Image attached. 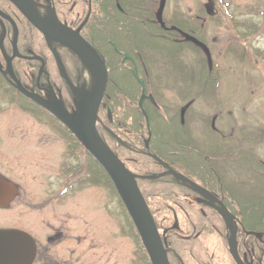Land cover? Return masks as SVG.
I'll list each match as a JSON object with an SVG mask.
<instances>
[{"label": "flooded vegetation", "instance_id": "1", "mask_svg": "<svg viewBox=\"0 0 264 264\" xmlns=\"http://www.w3.org/2000/svg\"><path fill=\"white\" fill-rule=\"evenodd\" d=\"M34 1L39 6L42 17L48 15V10L52 9L65 26L74 31L81 28V36L89 42L84 28L93 10L92 0H87L89 12L82 21L68 11V0ZM82 1L72 0L77 5ZM12 20L18 30L16 55L19 57L12 59L17 78L30 93L40 98L63 100L71 112L74 107L73 93L66 81L60 77L56 58L43 35L10 1L0 0V39L4 27V45L8 58L11 59L14 55L16 30ZM24 23L28 25V30L32 29V33L37 31L42 36L43 49H35L32 44L26 43L27 32ZM22 32L24 39L20 42ZM58 48L66 49L69 57L78 60L67 48ZM6 62L1 52L0 68L4 72L7 68ZM62 62L71 82L81 86L78 77L75 79L73 76L69 58L66 56ZM75 70L78 71V68ZM10 79L8 76L0 86V92L5 99L10 97L8 101L17 105L21 112L24 110L19 106L18 98L22 103L31 101L33 105L40 107L23 95ZM29 113L32 116L39 115L37 112ZM53 134V140L56 142L63 138L67 143L68 161L59 164L57 168L51 164L48 166V162L39 171L40 176L34 175L30 179L27 161L31 152L28 149H25L28 151L25 153H21L22 150L14 151L8 146L9 142H6L8 136L0 132V264H124V202L115 194L114 202L106 204L108 214L116 220L118 229H99L98 226L97 229H92V201H88L83 212L78 211L74 204L75 192L92 185L88 180V164L85 161L77 163L75 140L69 139L60 130L54 131ZM222 136L226 140L223 141L220 137L221 144L213 147L218 156L206 155L207 160L211 162L217 184L212 185L201 177L188 178L192 183L180 185L177 199L169 205L172 216L167 211H161L159 214L166 219L164 228L160 229L157 222L156 224L165 243L170 264H238L230 250L233 232L236 234L241 263L264 264V229L247 227L243 220L244 213L241 211L244 209L242 203L245 204L248 200L245 196L252 191V168L247 163H237L236 149L239 147L230 144L234 136ZM21 138L25 141L27 137L22 135ZM243 148L251 150L252 146L240 147ZM42 152L46 154L44 157L47 159H58V152L55 156L51 151ZM32 180L40 181L38 190L32 189L27 183ZM194 185L198 186L200 191H196ZM224 208L229 213L230 224L221 214ZM127 223L128 234L134 238L137 264H147L137 229L131 228L129 221ZM254 244L258 250L254 248ZM210 247L214 249L211 252L214 263L205 260V251Z\"/></svg>", "mask_w": 264, "mask_h": 264}, {"label": "trees", "instance_id": "2", "mask_svg": "<svg viewBox=\"0 0 264 264\" xmlns=\"http://www.w3.org/2000/svg\"><path fill=\"white\" fill-rule=\"evenodd\" d=\"M68 1V11L73 17H78L82 21L89 12L88 1L83 0L78 5L72 0ZM147 1L92 0L93 10L84 28V34L90 44L102 55L109 71L108 88L99 113L103 122L99 128L100 134L134 174L145 177L158 176L154 179H141L139 183L158 227L162 229L166 226V219L159 214L161 211H167L172 216L169 205L177 199L176 194L180 193V185L184 184L175 176L168 174L167 168L152 158V155L157 156L171 169L187 178L201 177L210 184L216 185V176L206 155L218 156L213 147L221 144L220 137L223 141L226 139L222 135L214 138L208 130L204 144H198L191 132L189 111L185 113L183 122L182 110L171 113V109L161 101L162 92L157 90L164 88L162 85L164 76L160 74V69H156L155 64L159 63L158 54L168 55L172 61L180 60L182 75L179 74V79H172L171 85L167 87L177 89L185 99L189 98L190 93L193 94V88L197 90L196 97L215 95L220 87V73L214 63L210 64L201 47L185 39L180 33L188 34L201 43L209 45L205 29L201 28L196 20L187 19L183 15L178 18L175 16L172 20L164 19L165 26H162L151 4ZM213 1L220 12L231 20L228 3L225 0ZM24 26L27 32L26 35L24 33L26 43L32 44L35 49H43L42 36L37 31L32 33L31 28L29 33L28 25L24 23ZM32 34H35V37ZM22 39H24L23 32L20 42ZM234 43L236 42L228 44V53H232L234 49L233 52L239 60H246L250 53L248 46L243 42L232 45ZM188 51L195 58L192 65L185 58ZM136 72L138 77L135 75ZM177 80L183 81L182 86L177 83ZM143 92L148 97L141 106ZM196 97L188 101V104L194 102ZM25 104L29 111L42 110L31 101ZM54 122L83 150L88 164V180L92 185H103L117 193L114 183L103 167L65 126L56 119ZM109 130L124 144L119 142ZM258 138V134L254 132L242 133L243 143L246 140L257 142ZM226 145L229 144L226 143ZM236 155L237 163L251 165L250 172L254 179L252 191L245 196L248 199L247 202L243 204L240 201L244 207L241 210L244 213L243 220L249 228L264 229L263 163L253 152V148L249 150L239 147L236 149ZM238 210L240 211V208ZM127 218L131 228L134 229L128 214ZM138 240L147 264H151L141 240ZM253 240L257 243L255 239ZM254 248L258 250L255 244ZM205 260L214 263L210 248L205 251Z\"/></svg>", "mask_w": 264, "mask_h": 264}, {"label": "rangeland", "instance_id": "3", "mask_svg": "<svg viewBox=\"0 0 264 264\" xmlns=\"http://www.w3.org/2000/svg\"><path fill=\"white\" fill-rule=\"evenodd\" d=\"M163 1L148 0L147 2L151 4L156 14ZM226 2L230 6L231 20L223 14L218 16V6L213 0H165L164 19L172 20L175 16L178 18L183 15L187 19L197 20L201 28L205 29L209 45L205 44L203 48L206 49L208 59L213 61L220 73V87L211 97L205 95L196 97L197 90L193 88V94L189 92V98H183L177 89L167 87L171 85L172 79H179V74L182 75L180 60L172 61L168 55L158 54L159 63L155 65L156 69H160V74L164 76L162 83L164 88L157 91L162 92L160 94L161 101L171 109V113L183 109L186 113L189 111L190 126L198 144L204 143L208 130L211 131L214 138L223 134L232 135L234 140L230 144L238 147L252 146L253 152L262 160L264 167V0H226ZM231 42H236L232 45L239 42L247 45L250 52L249 57L241 61L235 56L234 49L232 53H228V44ZM58 47L56 45L55 49ZM67 53L66 49L58 48V55L61 59H65L66 56L69 58V62L72 64L70 69H72L75 79L78 77V81L81 82L80 87L89 92L94 86L92 75H85L83 63L78 58L75 60V58L69 57ZM186 54V60L192 65L195 62L193 54L189 51ZM75 68H78V71ZM181 82L183 83V81ZM181 82L179 80L177 83L182 86ZM153 90L155 91L154 88ZM194 97L196 100L188 104V101ZM5 98L0 92V132L8 136L6 142H9L8 146L12 147L14 151L31 152L27 161L28 177L31 179L34 175L40 176L39 171L48 162H50L48 166L51 164L55 168L61 163H66L68 161L67 143L63 138L57 142L53 140V132L59 131V126L53 123L47 115L32 116L29 112H21L22 110L17 105L8 101L10 97ZM249 132L258 134L259 140L257 142L246 140L243 143L242 133ZM22 135L27 137L26 140L24 139L25 141L21 138ZM9 136L13 138L10 139ZM42 151H51L53 156L58 152V159H47L44 157L46 154ZM76 155L77 163H82L85 160L84 152L77 144ZM17 170L20 171L19 168ZM27 183L36 190L40 185L38 180ZM85 188L75 192L74 204L78 211L83 212L88 201H92L91 212L94 222L92 229H97V226L99 229H118L116 220L108 214L106 208L107 202H114L115 192L103 185H90ZM126 211L127 222L128 212L126 214ZM126 226L123 239L124 264H137L134 238L128 234ZM213 250L210 247V251Z\"/></svg>", "mask_w": 264, "mask_h": 264}, {"label": "water", "instance_id": "4", "mask_svg": "<svg viewBox=\"0 0 264 264\" xmlns=\"http://www.w3.org/2000/svg\"><path fill=\"white\" fill-rule=\"evenodd\" d=\"M8 1H10L46 38L50 48L57 58L62 76H64L74 92L76 111L71 114L66 109L62 101L56 99L43 101L27 92L21 83L13 76L11 60H9V72L13 76L14 82L17 84L22 93L45 107L51 114L61 121L72 132V134L76 136L85 149L103 166L125 203L126 209L136 229L138 230L151 263L170 264L165 243L138 183L139 179H154L158 176L154 175L145 177L131 172L118 155H116V153L104 141L98 130V124L101 122L99 111L109 83V71L104 59L99 52L81 36V29L74 31L65 26L60 22L56 13L52 9L48 10V15L42 17L36 11V4L33 0ZM164 4L165 0L163 1L158 13V19L162 25H164ZM186 38L198 43L202 47L204 46L195 38L188 35H186ZM52 43H57L68 48L81 60L85 68L88 66L91 69L90 73L92 75V82L94 86L89 92L75 87L71 83L58 54L52 47ZM0 45L4 50L3 41H1ZM209 61L211 60L209 59ZM135 75L138 77L137 72ZM141 84L143 85L142 81ZM78 91H81L82 94L79 95ZM145 97L146 95L144 92L140 101L141 106ZM152 157L168 168V166L160 158L154 155H152ZM168 173L174 175L185 183H192L184 176L173 170L169 169ZM197 187L198 186L195 185L193 186L196 191H200ZM221 214L226 219L227 223L230 224L229 213L225 208L221 210ZM235 237L236 234L233 232L232 239L230 241L231 254L238 264H242L238 255Z\"/></svg>", "mask_w": 264, "mask_h": 264}, {"label": "bare ground", "instance_id": "5", "mask_svg": "<svg viewBox=\"0 0 264 264\" xmlns=\"http://www.w3.org/2000/svg\"><path fill=\"white\" fill-rule=\"evenodd\" d=\"M36 9H37L38 12H40V10H39V6L36 5ZM52 45H54V44L52 43ZM90 70H91V69L87 66V67L85 68V75H89V74H91V73H90V72H91ZM78 94L81 95L82 92H81V91H78Z\"/></svg>", "mask_w": 264, "mask_h": 264}]
</instances>
